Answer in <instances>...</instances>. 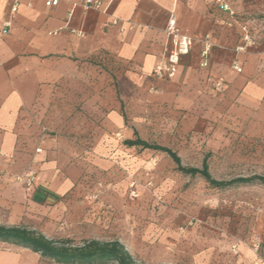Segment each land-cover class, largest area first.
Instances as JSON below:
<instances>
[{"label": "rangeland", "instance_id": "374dc122", "mask_svg": "<svg viewBox=\"0 0 264 264\" xmlns=\"http://www.w3.org/2000/svg\"><path fill=\"white\" fill-rule=\"evenodd\" d=\"M222 1L248 26L249 46L264 47V0ZM66 81L38 126L60 139L61 159L71 158L79 178L44 228L48 238L116 240L140 264H264V185L214 188L163 152L123 143L166 147L184 167L206 159L218 181L264 177V97L249 102L213 85L193 111L173 108L132 88L106 55L78 62ZM121 107L125 120L112 127L108 115Z\"/></svg>", "mask_w": 264, "mask_h": 264}, {"label": "crops", "instance_id": "0c3cea01", "mask_svg": "<svg viewBox=\"0 0 264 264\" xmlns=\"http://www.w3.org/2000/svg\"><path fill=\"white\" fill-rule=\"evenodd\" d=\"M45 1L0 0V226L25 228L51 239L44 228L58 215L56 208L75 188L79 174L69 156L61 159L60 139L46 138L38 123L46 109L60 101L62 87L73 83L66 77L78 62L109 56L132 88L147 90L149 99L181 110L193 111L210 100L218 78L224 80L227 95L242 92L249 102L264 97V47L235 51L246 24L237 19L229 1L101 0V10H84L73 6V0L47 7ZM14 4L18 7L12 14ZM171 16L193 44L171 79H153V68L173 48L165 33ZM112 20L118 23L111 25ZM206 44L210 47L204 56ZM234 60L241 73L230 68ZM108 119L117 128L125 120L122 107L120 114L113 108ZM28 171L35 173V183L26 189L15 177ZM0 264L57 263L0 242Z\"/></svg>", "mask_w": 264, "mask_h": 264}, {"label": "trees", "instance_id": "16d2710c", "mask_svg": "<svg viewBox=\"0 0 264 264\" xmlns=\"http://www.w3.org/2000/svg\"><path fill=\"white\" fill-rule=\"evenodd\" d=\"M123 143L126 147H140L141 149L163 152L174 162L178 172L191 177L199 176L214 188L226 189L254 183L264 185V177L256 175L236 177L230 180H215L209 173L206 159L203 160L201 168L184 167L181 165L180 158L172 150L148 144L139 138L125 140ZM0 242L28 248L32 252L39 253L42 257L51 259L57 264H106L108 262H114L115 264H140L116 240L107 242L88 240L80 245H74L69 240L47 239L42 234L25 228L0 226Z\"/></svg>", "mask_w": 264, "mask_h": 264}, {"label": "built area", "instance_id": "2783aa9c", "mask_svg": "<svg viewBox=\"0 0 264 264\" xmlns=\"http://www.w3.org/2000/svg\"><path fill=\"white\" fill-rule=\"evenodd\" d=\"M220 1V0H218ZM59 3V0H46L45 6L47 7H55ZM73 6H81L82 9H93V10H101L102 9V1L101 0H73ZM18 4H14L11 8V13L14 14L17 10ZM224 9H227L226 5H223ZM118 20H112L111 25H116ZM4 27H8L10 25V21H6ZM241 42L242 44L235 48L236 52H243L247 46L251 44V37L249 34V28L247 25L241 26ZM165 33L171 38L173 48L172 50L165 56L164 60L156 65L152 72L151 77L157 80L171 79L177 71V67L179 64V60L182 56L188 54L190 51L193 40L190 36L182 32L177 26L176 19L171 16L166 24ZM210 45L206 44L203 55H206L207 49ZM205 66V64H203ZM230 68L235 73H241L242 67L237 60L232 61ZM215 90L221 91L224 88V80L222 78H218L214 83ZM15 180L22 184V186L26 189L31 188L35 183V173L33 171H28L23 175L16 176Z\"/></svg>", "mask_w": 264, "mask_h": 264}]
</instances>
